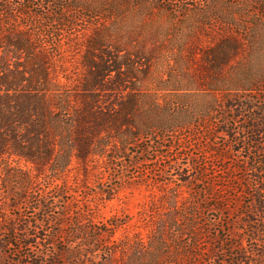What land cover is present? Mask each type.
Wrapping results in <instances>:
<instances>
[{"label":"trees","instance_id":"1","mask_svg":"<svg viewBox=\"0 0 264 264\" xmlns=\"http://www.w3.org/2000/svg\"><path fill=\"white\" fill-rule=\"evenodd\" d=\"M73 2L86 3L0 0V264H100L95 261L99 252L108 261L116 256L115 243L105 245L103 233L86 225L82 215L64 233L65 207L58 203L67 192L66 183L53 182L73 159L84 163L92 155L106 156L109 141L103 133L119 135L123 146L111 149L122 151L129 143V130L140 132L145 125L135 120V97L125 102L119 95L135 67L125 55L120 62L114 60L102 37L86 40V75L61 74L65 72L59 63L62 44L76 33L67 28L66 14ZM259 11V16L264 15V6ZM49 13L53 23L48 21ZM241 48L231 35L214 41L203 51L202 59L212 60L213 69L223 68ZM125 64L127 70H122ZM112 72L115 74L109 76ZM250 79L254 87L257 80L256 90L261 91L264 75ZM222 106L217 104L214 111L220 116ZM223 107L230 115L222 118L223 114L211 124L218 123L214 130L224 135L217 154L224 160L243 152L237 159L242 174L222 184L227 188H221L224 192L213 197V203L202 197L208 191L194 196L186 210L192 224L182 228L170 217L156 238L167 247L171 237L181 252L191 254V264H264V96L234 93ZM165 124L156 127L164 133ZM179 128L183 126L172 127ZM41 177L53 187L31 196ZM20 202L33 209L31 215H13L7 210ZM173 225L178 231L172 230ZM55 239L62 245H56ZM154 241L151 238L146 245L151 255L160 248Z\"/></svg>","mask_w":264,"mask_h":264},{"label":"rangeland","instance_id":"2","mask_svg":"<svg viewBox=\"0 0 264 264\" xmlns=\"http://www.w3.org/2000/svg\"><path fill=\"white\" fill-rule=\"evenodd\" d=\"M84 1L73 2L66 14L67 28L76 33L62 44L59 63L65 72L61 74L74 78L86 75V40L90 36L102 37L106 52L114 60L120 62L125 55L135 67L119 95L125 102L135 97V120L145 126L140 132L129 130V143L122 151L111 149L123 146L119 135L103 133L109 141L106 156L92 155L84 163L73 159L67 170L57 176L53 183L65 182L67 191L58 203L65 207L63 231H71L82 215L86 225L103 233L105 245L113 247L114 242L115 258L108 261L99 252L95 261L100 264H191V254L181 252L171 237L166 247L156 236L170 217L176 225L187 228L193 222L186 215L194 196L208 191L202 197L213 203V197L224 192L221 188H227L222 184L242 174L237 159L243 152L237 158L221 159L217 147L224 143V135L214 130L218 123L211 124L223 114L222 118L230 115L223 106L232 94L264 96V80L261 91L256 90L257 80L255 87L250 81L264 75V15L259 16L264 1ZM51 14L48 21L53 23ZM229 35L240 41V53L223 68L213 69L215 63L203 60L202 53L214 41L229 39ZM122 70H127V64ZM217 104L223 105L221 116L217 110L214 112ZM162 122L166 123L164 133L156 127ZM177 124L183 128L173 130ZM145 147L147 150H143ZM52 187L41 177L31 196ZM7 210L25 217L33 212L25 202ZM166 229L170 230V226ZM172 230L178 231V227L173 225ZM151 238L160 247L156 255L146 249ZM55 241L62 245L60 240Z\"/></svg>","mask_w":264,"mask_h":264}]
</instances>
